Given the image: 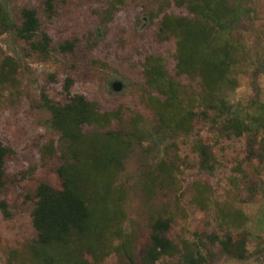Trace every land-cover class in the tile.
Here are the masks:
<instances>
[{"label": "rangeland", "instance_id": "1", "mask_svg": "<svg viewBox=\"0 0 264 264\" xmlns=\"http://www.w3.org/2000/svg\"><path fill=\"white\" fill-rule=\"evenodd\" d=\"M3 1L16 25L21 24L22 8L35 9L41 31L50 36L53 47L43 56L15 33L0 34V71L6 57L13 58L16 67L14 81L0 79V136L14 151L6 159V186L0 193V200L8 202L12 213L9 218L0 213V264H17L8 262V252L20 249L36 235L31 212L37 186L46 183L61 189L57 174L60 153L45 151L52 142L57 148L59 135L47 125L49 114L42 109V93L56 103H66L64 85L70 78L72 94L84 95L102 112L118 111L113 129L129 131L132 120L140 116L145 130L154 132L156 120L148 97L155 92L143 74L145 58L160 56L171 67L175 42L158 38L160 22L166 14L188 12L176 6L175 0H126L104 27L106 0H52V12L47 10L46 0ZM251 2L254 24L246 42L250 57L256 60L264 55V0ZM95 35L98 42L94 46ZM67 41L74 42V49L62 52L59 46ZM116 81L122 84L119 92L111 88ZM182 82L188 83L185 78ZM228 99L233 105L261 112L264 72L255 82L249 74L241 75ZM199 139L212 146L216 156L218 165L212 174L200 167L194 149ZM247 156L244 137H225L220 126L200 119L195 120L189 136L162 145L145 141L143 148L134 147L119 176L127 192L125 227L133 264H144L155 216L170 220L168 236L179 245L195 241L198 235L232 232L236 237L246 231L249 260L220 257L214 264H264V161ZM199 185L209 186L202 201L195 197ZM103 264L130 263L113 254Z\"/></svg>", "mask_w": 264, "mask_h": 264}, {"label": "trees", "instance_id": "2", "mask_svg": "<svg viewBox=\"0 0 264 264\" xmlns=\"http://www.w3.org/2000/svg\"><path fill=\"white\" fill-rule=\"evenodd\" d=\"M125 2L106 0L104 27ZM251 3L175 0V5L185 8L188 15L166 14L158 30L159 39L175 42L173 64L169 67L162 57L153 54L144 62L146 83L155 92L148 97L156 120L154 132L145 130L140 116L132 120L129 131L113 129L112 121L119 117L118 111L102 112L97 103L84 95L72 94L70 78L64 85L66 103H56L42 93V109L49 114L47 125L59 135L57 148L52 142L45 151L60 153L57 174L61 189L46 183L37 186L31 212L36 235L20 249L9 250V263L103 264L114 254L133 264L125 227L127 192L119 180L125 160L134 147L143 148L145 141L162 145L191 135L196 119L220 126L225 137H244L247 158L264 161V109L254 113L250 107L233 105L228 99L241 75L249 74L255 82L264 72V55L253 60L246 42L254 24ZM45 4L52 12V0ZM20 17L21 24L16 25L7 5L0 0V34L13 32L34 51L48 55L53 48L52 39L41 31L36 10L22 8ZM97 40L95 35L92 45ZM74 45L67 41L59 49L70 52ZM14 68L13 58L6 57L0 79L14 81ZM183 78L188 83H183ZM87 127L95 130H86ZM194 147L201 169L212 174L218 165L212 146L199 139ZM13 152L0 136V193L6 186V159ZM208 187L199 185L195 197L202 201ZM0 213L5 218L12 215L5 200H0ZM150 229V242L142 257L144 264H214L220 257L241 262L250 258L246 231L236 237L232 232L224 236L198 235L195 241L179 245L168 236L169 219L153 217Z\"/></svg>", "mask_w": 264, "mask_h": 264}, {"label": "water", "instance_id": "3", "mask_svg": "<svg viewBox=\"0 0 264 264\" xmlns=\"http://www.w3.org/2000/svg\"><path fill=\"white\" fill-rule=\"evenodd\" d=\"M111 88L114 92H119L122 89V84L119 81L112 83Z\"/></svg>", "mask_w": 264, "mask_h": 264}]
</instances>
